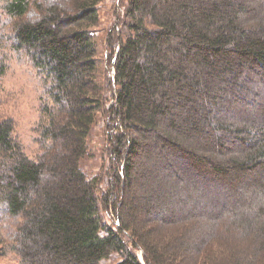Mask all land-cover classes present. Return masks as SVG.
I'll use <instances>...</instances> for the list:
<instances>
[{
	"label": "trees",
	"instance_id": "trees-1",
	"mask_svg": "<svg viewBox=\"0 0 264 264\" xmlns=\"http://www.w3.org/2000/svg\"><path fill=\"white\" fill-rule=\"evenodd\" d=\"M101 3L0 0V95L13 54L43 77L36 157L0 118V264H175L184 251L190 264H264V92L248 99L258 72L264 83V0H119L103 69ZM99 113L111 161L89 177ZM140 134L147 156L157 147L179 164L166 168L162 221L200 230L197 245L175 242L174 227L161 250L138 230Z\"/></svg>",
	"mask_w": 264,
	"mask_h": 264
},
{
	"label": "rangeland",
	"instance_id": "rangeland-1",
	"mask_svg": "<svg viewBox=\"0 0 264 264\" xmlns=\"http://www.w3.org/2000/svg\"><path fill=\"white\" fill-rule=\"evenodd\" d=\"M118 3L119 0H102L101 3V24L99 28H97V35L99 37L102 69L103 66L106 65V60H104L103 57L105 53L103 43L108 29L116 21L117 13L121 9ZM107 73L111 77L114 74L111 69L110 71L108 70ZM258 75L262 76L259 72ZM259 76L255 83L252 82L251 87L255 88V95L248 96V99L251 98L250 100H253L256 95H261V93L264 92V83L262 84L263 86L259 83L258 80H261ZM1 83L0 118L8 117L14 119L16 125L15 136L23 143L26 153L30 157H36L41 152L39 143L40 135L37 130V124L40 119L43 77L31 63L29 58L21 56L20 54H13L6 74L1 79ZM257 87L260 88L257 89ZM261 97H264V95L262 94ZM109 102H112L111 98L108 103ZM260 102L264 104L263 98ZM104 118L108 120V118L101 115V113L98 114L97 121L88 138L90 154L87 155L81 163L84 172L89 177L102 174V165L105 164L109 166L111 161L106 151L107 129ZM140 136L142 148L138 150L133 161L131 175L132 183L128 191L131 195L128 202L132 207L131 213L135 216L138 230L144 234L143 239L145 238L146 241L152 243V245L157 246L161 250L164 248L165 250L167 249L168 246H164V242L167 241L166 235L175 232L173 231L174 227L177 228V231L174 233V235L177 234V238H174L175 242L180 240L183 244L189 245L190 247L197 245L196 233L200 234V230L199 232H192L191 235L190 233L185 234L186 230L178 232L180 226H172V224L166 225L165 222L162 221L166 215L162 213L161 208L162 205H165L167 197L164 196L165 192H163L161 188L170 183V179H166L171 178L167 175L169 172H166V168L169 167L172 162L163 158L162 155L159 156V154L164 152V155L169 158L172 152L165 153V150L161 151L156 147L153 153L151 152L149 156H147L146 147L149 145V142L143 138L142 134H140ZM172 164L179 165L178 163ZM180 168L186 169L188 165H181ZM163 172L164 176L162 175ZM155 174L159 175L156 176ZM126 196H128V194H126ZM242 203L244 208L250 205L247 201H243ZM252 211H254L252 208L249 210L246 209L244 216L248 218ZM102 215L107 223H111L114 220L118 221L117 216L114 214L103 213ZM211 223L212 221L208 220V226H210ZM179 252L181 251L179 250ZM136 253L140 259H143L142 251H136ZM189 257L190 254L184 251L179 259L175 258L173 261H176L175 264H190L191 261ZM120 259L121 256L116 254L112 258L103 261L101 264H117L121 261ZM166 259H169V257ZM193 264L195 263L193 262Z\"/></svg>",
	"mask_w": 264,
	"mask_h": 264
}]
</instances>
